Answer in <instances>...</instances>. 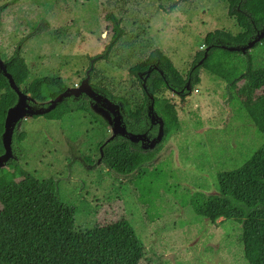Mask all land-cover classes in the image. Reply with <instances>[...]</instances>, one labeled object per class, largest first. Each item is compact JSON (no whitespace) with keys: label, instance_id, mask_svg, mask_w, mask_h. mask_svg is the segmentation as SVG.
<instances>
[{"label":"rangeland","instance_id":"obj_1","mask_svg":"<svg viewBox=\"0 0 264 264\" xmlns=\"http://www.w3.org/2000/svg\"><path fill=\"white\" fill-rule=\"evenodd\" d=\"M12 1L0 0V6ZM115 2L17 0L2 14L1 59L7 60L19 50L31 69L28 83L58 75L68 87H77L92 60L110 42L104 14ZM128 2L122 22L126 35L108 60L95 59L90 76L92 85L126 98L132 109L142 105L144 96L129 69L153 50L160 49L187 75L196 54L204 49L208 33L240 32L235 18L228 15L226 0ZM251 52L264 62V42ZM200 77L201 83L184 102L172 92L164 93L177 106L182 130L155 162L167 160L162 167L163 187L154 188L160 201L148 213L155 217V224L147 221L130 184L132 176L115 175L103 165L87 169L92 164L73 162L71 146L98 160V146L111 134L87 112H75L59 121L43 116L24 119L19 130L26 138L19 145L25 157L21 166L39 180L59 182L62 201L81 209L76 215L77 230L126 217L145 247L140 264H247L235 243L241 226L224 219L211 224L183 201L195 192L217 193L218 174L242 167L264 146V134L243 114L233 111L224 98L223 82L203 72ZM151 198L156 200L154 195ZM230 241L235 245L230 246Z\"/></svg>","mask_w":264,"mask_h":264},{"label":"trees","instance_id":"obj_2","mask_svg":"<svg viewBox=\"0 0 264 264\" xmlns=\"http://www.w3.org/2000/svg\"><path fill=\"white\" fill-rule=\"evenodd\" d=\"M226 1L228 15L235 18L240 32L235 35L226 30L208 33L204 49L196 54L187 75H183L160 49L153 50L146 60L129 69L143 91L140 107L132 109L126 98L116 97L106 88L92 85L90 80L95 90H100L115 103L124 104L123 123L128 132L147 133L152 139L156 137L159 125L151 124L148 115L151 101L138 73L151 67L158 68L152 71L146 85L154 96V109L164 122L162 141L154 149L144 150L140 143H131L119 136L105 145L102 160V165L109 172L132 176L130 184L151 224H155V217L148 213L160 201L154 188L158 184L163 187L162 167L165 168L167 160L155 162L164 146L182 130L177 106L164 93L172 92L184 102L187 93L179 95L178 92L184 90L189 78L194 90L201 83L203 72L225 84L224 98L233 111L243 114L259 133L264 134V62L258 61L256 54L251 52L256 51L264 39L246 53L221 47L246 45L255 38L257 32L264 28V0ZM16 2L13 0L0 6V29L2 14ZM128 5V0H116L114 5L110 3L104 14L110 42L104 53L95 58L96 61L108 60L116 44L126 35L122 22ZM202 59L203 63L192 70ZM4 62L16 85L45 107L68 88L58 75L38 77L28 83L31 69L19 50ZM17 101L18 95L0 72V156L5 153L2 135L6 117ZM75 112H87L109 129L108 124L93 112L90 99L84 95L77 100L73 97L65 99L43 117L59 121ZM25 139L21 131L15 129L12 142L14 157L0 169V264H140L145 257V247L126 217L97 224L88 230L76 229V215L81 209L62 201L59 182L53 178L39 180L21 166L25 157L19 145ZM104 141L98 146L99 157V148ZM69 152L73 162L79 161L85 166L92 164L87 169L97 168L94 166L97 160L80 154L75 146H71ZM216 187L217 193L195 192L183 201V205L189 206L211 224L224 219L241 226V234L235 243L243 252L245 262L264 264V146L242 167L218 174ZM152 195L156 200L151 198ZM229 245L235 244L230 241Z\"/></svg>","mask_w":264,"mask_h":264},{"label":"water","instance_id":"obj_3","mask_svg":"<svg viewBox=\"0 0 264 264\" xmlns=\"http://www.w3.org/2000/svg\"><path fill=\"white\" fill-rule=\"evenodd\" d=\"M264 39V28L257 32L254 39L249 41L246 45L242 46H221L223 49L235 52L246 53L252 50L257 43H261ZM209 48L207 49V51ZM207 51L205 53L204 59L207 57ZM204 59H202L197 65L193 67L192 70L200 66ZM95 65V59L92 60L90 69L87 71L86 78L77 87H68L67 90L56 97L54 100L48 102L49 106L45 107L43 103L38 102L33 99L30 94L24 93L15 83L11 74L7 71V64L1 59L0 56V72L9 80L12 89L18 95L17 103L9 109L8 115L5 121V132L2 135V141L5 148V153L0 156V169L6 167L7 162L12 159V142L15 129L21 130L23 127V120L26 118H33L35 116H43L53 110L59 103L63 102L65 99L73 97L75 100L81 96H86L90 99V107L93 112L101 117L109 126L111 131L110 136L104 141V144L99 148L100 157L94 166L99 167L102 165V160L104 156V147L107 143L114 140L117 137H125L130 140L131 143H140L141 148L144 150L154 149L163 139L164 136V122L161 117L158 116L154 109L153 99L154 96L147 89V79L154 69H158L156 66L149 68L146 72L138 73L139 78L142 81V86L146 92L149 100L151 101L148 106V115L151 120L152 125H159L158 133L155 138H150L147 133L133 134L127 131L125 124L123 123V112L125 111V106L123 103H115L109 99L106 95L96 91L90 83L91 76L90 73ZM161 74L162 71L160 70ZM191 95L193 93V88L191 85V78L188 79L184 90L178 92L179 95L183 93Z\"/></svg>","mask_w":264,"mask_h":264},{"label":"clouds","instance_id":"obj_4","mask_svg":"<svg viewBox=\"0 0 264 264\" xmlns=\"http://www.w3.org/2000/svg\"><path fill=\"white\" fill-rule=\"evenodd\" d=\"M110 131V130H109Z\"/></svg>","mask_w":264,"mask_h":264}]
</instances>
